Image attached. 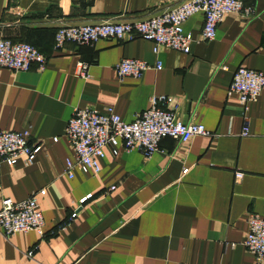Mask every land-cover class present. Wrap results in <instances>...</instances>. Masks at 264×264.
Segmentation results:
<instances>
[{"label":"crops","instance_id":"0c3cea01","mask_svg":"<svg viewBox=\"0 0 264 264\" xmlns=\"http://www.w3.org/2000/svg\"><path fill=\"white\" fill-rule=\"evenodd\" d=\"M186 1L0 0V38L46 58L42 70L0 69V131L27 132L40 146L30 166L0 164V201L44 191L36 197L44 236L0 235V264H254L241 242L246 216L264 218V88L243 114L228 86L238 67L264 75V0H243L250 18L224 16L214 39L192 43L188 54H153L140 38L53 49L58 27L138 22ZM201 26L197 13L182 29L197 39ZM121 59L151 69L119 80L113 66ZM77 63L87 65L86 79L74 75ZM151 96H165L162 109L176 105L177 120L211 136L162 139L146 159L105 149L98 174L66 177L64 162L73 156L63 133L74 109L112 106L129 123Z\"/></svg>","mask_w":264,"mask_h":264},{"label":"built area","instance_id":"2783aa9c","mask_svg":"<svg viewBox=\"0 0 264 264\" xmlns=\"http://www.w3.org/2000/svg\"><path fill=\"white\" fill-rule=\"evenodd\" d=\"M200 13L202 26L197 39L182 29L183 23ZM229 14L250 18L251 7H244L243 0H188L177 7L138 22H102L94 25H74L58 27L53 35V49L58 50L64 44L75 46L93 45L100 40L116 42L140 38L153 44L152 53L159 48H166L188 54L192 43L211 41L215 37L216 27L221 19ZM46 58L32 46L0 38V69L11 72L26 71L30 67L42 70ZM160 62L152 69L160 70ZM151 67L143 61L121 59L113 70L117 79L126 77L138 79ZM87 65L77 63L74 75L87 78ZM264 88V75L261 72L238 67L231 76L228 91L241 105L243 114L249 104L253 103ZM169 100L165 96H151L149 108L135 114L129 123L122 122L112 106H104L101 111L93 109H74L65 123L64 138L72 152V160H65L64 174L72 178V171L96 175L99 162L103 159L105 149L115 155L117 149L123 152L136 151L143 158L150 157L158 150L159 142L168 138L179 144H186L194 137H207L211 134L200 124H184L176 119V105L172 111L161 107ZM247 135V121L243 116L241 136ZM53 142L56 138L52 139ZM40 146L33 143L27 132L0 131V164L13 167L21 164L30 166ZM186 170H182L185 173ZM242 177L234 173L235 182ZM110 190L113 187L109 188ZM43 190L32 192L19 202L8 198L0 201V235L8 239L15 234L35 233L44 236L43 220L38 209L36 197ZM84 198L80 201V203ZM71 214L70 218H74ZM246 233L241 246L253 257L254 264L264 262V218L248 214L245 218ZM28 253L27 255H29Z\"/></svg>","mask_w":264,"mask_h":264},{"label":"trees","instance_id":"16d2710c","mask_svg":"<svg viewBox=\"0 0 264 264\" xmlns=\"http://www.w3.org/2000/svg\"><path fill=\"white\" fill-rule=\"evenodd\" d=\"M54 35V34H53Z\"/></svg>","mask_w":264,"mask_h":264}]
</instances>
